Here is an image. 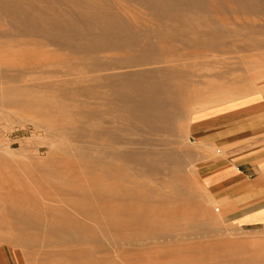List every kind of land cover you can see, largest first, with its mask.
Here are the masks:
<instances>
[{
    "label": "rangeland",
    "instance_id": "374dc122",
    "mask_svg": "<svg viewBox=\"0 0 264 264\" xmlns=\"http://www.w3.org/2000/svg\"><path fill=\"white\" fill-rule=\"evenodd\" d=\"M27 1L0 0V264H264V224L224 220L205 172L222 150L189 131L264 95V0L167 5L160 20L119 0L137 45L99 52L80 47L94 32L47 22L86 7ZM32 16L45 32L19 26ZM151 85L156 104L138 106Z\"/></svg>",
    "mask_w": 264,
    "mask_h": 264
},
{
    "label": "crops",
    "instance_id": "0c3cea01",
    "mask_svg": "<svg viewBox=\"0 0 264 264\" xmlns=\"http://www.w3.org/2000/svg\"><path fill=\"white\" fill-rule=\"evenodd\" d=\"M189 131L195 141L222 150L223 159L205 172L224 220L264 224V95L198 113Z\"/></svg>",
    "mask_w": 264,
    "mask_h": 264
},
{
    "label": "bare ground",
    "instance_id": "6f19581e",
    "mask_svg": "<svg viewBox=\"0 0 264 264\" xmlns=\"http://www.w3.org/2000/svg\"><path fill=\"white\" fill-rule=\"evenodd\" d=\"M28 1H30V0H28ZM27 1V2H28ZM33 1V0H32ZM32 1L30 2V3H32ZM43 1L44 0H42V2L41 1H39L40 3H43ZM48 1V0H47ZM46 0H45V2H47ZM53 1V0H52ZM51 0H50V2H52ZM55 1H57V0H55ZM62 1V0H61ZM126 1H129V0H126ZM135 1V0H134ZM136 1H138V2H142V3H144V4H146L149 8H151V11H152V9L154 10V16H158L159 15V18H158V20H160L161 18V16L162 17H164L163 16V11L164 10H162L160 7H167V5L169 6V9H171V11L172 10H178V9H180L181 7L183 8V7H193V6H197V5H200V3L201 2H204V0L203 1H201V0H188L187 1V3L184 5V3H182L181 5H179V3H178V1L177 0H136ZM16 2L17 1H15V3H14V1H12V2H10V4H11V6H12V3H13V5H15L16 6ZM22 2V1H21ZM20 2V3H21ZM37 2H38V0H37ZM49 2V1H48ZM54 2V1H53ZM57 2H59V4L60 3H62V2H60V0L59 1H57ZM64 2L65 3H69L70 4V6L71 7H74V6H83V7H86V9L84 10V9H79V10H77V11H71V10H69V8H67V10H69V11H71V12H69V11H67L66 13L65 12H63L62 11V13H64V14H61V15H65L63 18H61V15H60V13H59V15H60V17H56V15H55V18H53L52 20H51V18H50V20L47 18V16L48 15H45L44 17H46L47 19H48V25H49V27H51V26H54V27H56L57 29H58V31H60V34L61 33H64L66 36H76V37H81V36H83L84 34H85V36H86V34L87 33H89V32H94V37H93V40L92 41H89L88 43H86V44H81V46L80 47H82V49L83 50H96V51H98L99 52V50L100 51H103V50H119V49H125V48H129V46L131 47V46H135V45H137V41H136V33H135V31L133 30V28H132V26L129 24V23H127V22H125L123 19L124 18H122L119 14H117V13H115L114 11H113V9H114V7H113V5L115 4V5H118L119 7H120V2H119V0H64ZM137 2V3H138ZM180 2V1H179ZM54 3H56V2H54ZM53 3V4H54ZM141 3V4H142ZM18 5H19V3H17ZM33 4V3H32ZM31 4V5H32ZM38 4V3H37ZM3 5V4H2ZM9 5V4H8ZM17 5V6H18ZM24 5V4H23ZM40 5V4H39ZM46 5V4H45ZM48 5V4H47ZM130 5V4H129ZM133 5V4H132ZM183 5V6H182ZM203 5H204V3H203ZM15 6H13L12 8H13V10H14V7ZM20 6V5H19ZM22 6V5H21ZM34 5H32V7H33ZM60 6V5H59ZM67 6H69V5H67ZM181 6V7H180ZM4 7V6H3ZM8 7H10V6H8ZM50 7V6H49ZM49 7H48V9H49ZM55 7V6H54ZM24 8V6L22 7V8H20L21 9V11H22V9ZM29 8V7H28ZM56 8V7H55ZM60 8V7H59ZM74 8H76V7H74ZM159 8V9H158ZM2 9V8H1ZM5 9H6V7H5ZM15 9H17V11L19 12V10H18V7L17 8H15ZM39 9V8H38ZM37 9V10H38ZM46 9V8H45ZM44 9V10H45ZM57 9V8H56ZM168 9V8H167ZM7 10V9H6ZM13 10H12V12L10 11V10H8V11H10L11 13H13ZM26 10V9H25ZM24 9H23V11H25ZM35 10V9H34ZM49 10H52V9H49ZM62 10V9H61ZM183 12H184V10L183 9H181ZM22 11V12H23ZM66 11V10H65ZM171 11H168V12H171ZM176 11H173L172 13H173V16L175 15L174 13H176ZM181 11V12H182ZM6 12V11H5ZM26 12H27V10H26ZM25 12V14L27 15V13ZM39 12H41V11H39ZM43 12V11H42ZM52 12H53V14H54V11L52 10ZM51 12V13H52ZM57 12V11H56ZM59 12V11H58ZM127 12V11H126ZM153 12V11H152ZM152 12H151V14H152ZM166 12V11H165ZM178 12H180V11H178ZM183 12L182 13H180V18H181V14H183ZM2 13V12H1ZM20 13V12H19ZM18 13V14H19ZM46 13V12H45ZM69 13V14H68ZM71 13V14H70ZM150 13V12H149ZM13 14H15V13H13ZM23 13H21L20 15H22ZM22 15V17H19V18H22L23 19V16H26V15ZM48 14V13H47ZM52 14V15H53ZM67 14V15H66ZM168 14V13H167ZM171 14V13H170ZM5 15V14H4ZM30 15H32V14H30ZM131 15V14H130ZM184 15V14H183ZM182 15V16H183ZM186 15V14H185ZM189 15V14H188ZM41 16V15H40ZM169 15H167V17H168ZM10 17H12V16H10ZM29 17V16H28ZM28 17L26 18L28 21L30 20V19H28ZM33 17V16H32ZM8 18V17H7ZM129 18L130 19H132L133 17L132 16H129ZM153 18H155V17H153ZM178 18V17H177ZM22 19H20L23 23V25H20L18 22H17V20H16V18H15V20H16V22H17V24H19V26H21L22 27V29L24 30V31H27V30H33V29H35V31L37 30V28H39L40 30L39 31H41L40 33H42V31H44L45 32V29L44 28H41V27H43V25L40 27L39 25H41L40 24V21H41V19L40 18H38V17H33V19H31V22L30 23H25V21H26V19H25V21L24 20H22ZM186 19V18H185ZM182 20V19H181ZM44 21V20H43ZM141 21V20H140ZM172 21V20H171ZM189 21V20H188ZM45 22V21H44ZM47 22H45V24L47 23ZM187 22V21H186ZM136 23H138V22H136ZM135 23V24H136ZM188 23V22H187ZM138 24H140L141 25V23H138ZM144 24V23H143ZM146 24V23H145ZM157 24V23H156ZM176 24V23H175ZM178 25V24H177ZM139 26V25H138ZM165 26V25H164ZM48 27V28H49ZM140 27V26H139ZM144 27V26H143ZM146 27V26H145ZM45 28H46V26H45ZM55 28V29H56ZM13 29V28H12ZM53 29V28H52ZM170 29V28H169ZM1 30V29H0ZM158 30V28L156 29V31ZM215 30V29H214ZM3 31V30H2ZM13 31V30H12ZM17 31H19V30H17ZM183 31V30H182ZM7 32V31H6ZM15 32V31H14ZM21 32V31H20ZM31 32V31H30ZM44 32H43V36H44ZM157 32H159V31H157ZM11 33V32H10ZM28 33V32H27ZM35 33V32H34ZM58 33V32H57ZM184 33V32H183ZM17 34V33H16ZM45 34H47V33H45ZM164 34H165V32H164ZM174 34V33H173ZM30 35V34H29ZM48 36L47 37H51V35L49 36V33L47 34ZM91 35V34H90ZM172 35V34H171ZM17 36H19V35H17ZM42 36V37H43ZM88 36V35H87ZM150 36V35H149ZM165 36V35H164ZM173 36H176V35H173ZM171 37V36H170ZM213 37V36H212ZM45 38H46V36H45ZM52 38V37H51ZM65 38V37H64ZM71 38H73V37H71ZM83 38V37H82ZM145 38V37H144ZM144 38H143V40H144ZM158 38V37H157ZM174 38V37H173ZM55 39V38H54ZM62 39V38H61ZM70 39V37L68 38V40ZM88 39V38H87ZM139 39V38H138ZM142 39V38H141ZM154 39V38H153ZM159 39H160V37H159ZM179 39V38H178ZM214 39V38H213ZM51 39H49V42L51 43V41H50ZM60 40V39H59ZM67 40V39H66ZM72 40V39H71ZM149 40V39H148ZM150 40H152V39H150ZM157 40V39H156ZM55 41V40H54ZM53 41V42H54ZM81 41V40H80ZM146 41V40H145ZM159 41V40H158ZM162 41V40H161ZM77 42V41H76ZM64 43V42H63ZM70 43V42H69ZM72 43V42H71ZM139 43V42H138ZM148 43V41L147 42H145L144 43V46H145V44H147ZM247 43V42H246ZM54 44V43H53ZM74 44V43H73ZM140 44V43H139ZM141 44H143V43H141ZM153 45V44H152ZM69 46H72V44H70ZM76 46V45H75ZM142 46V45H141ZM78 47V46H77ZM132 47V48H133ZM154 47V46H153ZM164 47V46H163ZM139 48V47H138ZM143 48V47H142ZM151 48V46H148L147 45V48L146 49H150ZM155 48V47H154ZM129 50H130V48H129ZM136 50V49H135ZM173 50V49H172ZM73 51V50H72ZM82 51V50H81ZM132 51V50H131ZM138 51V50H137ZM145 51V50H144ZM148 51V50H147ZM150 51V50H149ZM111 52V51H110ZM139 52V51H138ZM161 52V51H160ZM163 52V51H162ZM140 53V52H139ZM79 54V53H78ZM126 54V53H125ZM133 54V53H132ZM127 55V54H126ZM131 55V54H130ZM142 55V54H141ZM145 55V54H144ZM125 57V56H124ZM153 58V57H152ZM155 58H156V56H155ZM90 59V58H89ZM89 59H87V60H89ZM155 61V60H154ZM102 64V63H101ZM140 65V64H139ZM93 66V65H92ZM92 69V68H91ZM1 72V71H0ZM78 81V80H77ZM73 82V81H72ZM79 82V81H78ZM170 83V82H169ZM123 85V84H122ZM136 85V84H135ZM169 85V84H168ZM126 86H128L129 87V85H126ZM133 86V85H132ZM160 86V85H159ZM159 86H157V85H151V86H148L146 89H145V91L144 90H142V91H144L142 94H141V96H140V98L138 99V103H137V105L138 106H150V108L152 107V106H154L155 104H156V99L154 98V94L153 93H155V92H157V90H158V87ZM123 87V86H122ZM137 87V86H136ZM119 88H120V86H119ZM131 88V87H130ZM118 89V88H117ZM160 89H161V87H160ZM170 89V88H169ZM124 91H127V90H125V89H123ZM135 91V90H134ZM138 92V91H137ZM164 92H166V91H164ZM129 93V92H128ZM131 93V92H130ZM163 93V92H162ZM127 94V93H126ZM159 94V93H158ZM129 95H127V97H128ZM127 100V99H126ZM131 104V103H130ZM133 105V104H132ZM158 105V104H157ZM136 106V105H135ZM162 111V110H161ZM105 114V113H104ZM148 114V113H147ZM108 115V114H107ZM156 115V114H155ZM154 115V116H155ZM146 116V115H145ZM107 118V117H106ZM145 119V118H144ZM111 123V122H110ZM115 126V125H114ZM115 131V130H114ZM126 134V133H125ZM106 145V144H105ZM104 147V146H103ZM103 149V148H102ZM114 161V160H113ZM104 169V168H103Z\"/></svg>",
    "mask_w": 264,
    "mask_h": 264
}]
</instances>
